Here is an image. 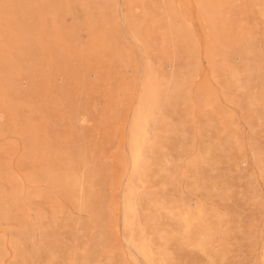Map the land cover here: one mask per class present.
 I'll return each instance as SVG.
<instances>
[{
  "label": "rangeland",
  "instance_id": "1",
  "mask_svg": "<svg viewBox=\"0 0 264 264\" xmlns=\"http://www.w3.org/2000/svg\"><path fill=\"white\" fill-rule=\"evenodd\" d=\"M0 264H264V0H0Z\"/></svg>",
  "mask_w": 264,
  "mask_h": 264
}]
</instances>
